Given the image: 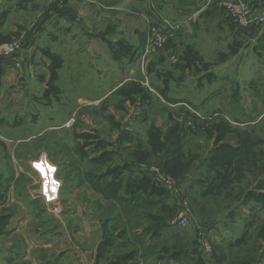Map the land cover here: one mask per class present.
<instances>
[{
  "label": "rangeland",
  "instance_id": "rangeland-1",
  "mask_svg": "<svg viewBox=\"0 0 264 264\" xmlns=\"http://www.w3.org/2000/svg\"><path fill=\"white\" fill-rule=\"evenodd\" d=\"M148 1L150 23L157 2ZM224 1H208L203 14L212 20L207 27L205 16L193 33L175 25L160 54L148 50L149 35L144 49L126 52L117 66L124 83L98 102L84 97L104 93L118 81L68 83L62 63L52 75L50 64L40 58L60 56L34 50V44L46 48L47 41L41 34L35 39L27 28L39 5L12 15L0 11V45H20L15 61L0 58V180L21 170L18 185L34 192L30 163L43 154L65 162L72 183L79 170L86 180L87 173L127 163L135 173L130 176L127 169L119 178L121 192L134 176L150 175L167 193L165 207L147 209L178 227L179 238L151 257L178 251L186 264H264V25L226 19ZM245 1L251 17L264 10V0ZM228 32L236 35L227 37ZM83 154L96 156L97 162L83 160ZM45 162L39 187L52 191L57 180ZM86 186L90 246L98 206ZM183 215L187 220L180 226ZM71 219L70 233L77 236ZM28 229L36 239L46 233L37 230L38 224Z\"/></svg>",
  "mask_w": 264,
  "mask_h": 264
},
{
  "label": "crops",
  "instance_id": "crops-1",
  "mask_svg": "<svg viewBox=\"0 0 264 264\" xmlns=\"http://www.w3.org/2000/svg\"><path fill=\"white\" fill-rule=\"evenodd\" d=\"M208 1L156 0L152 10L156 13H152L153 19L150 23L147 21L151 15L148 0H0V11L12 15L22 8H25L23 11L30 12L34 9L33 5H39L37 17L30 21L27 28L30 29L29 33L35 35V39L40 34V39L45 36L47 46L45 48L34 44V50L38 47L43 51L56 52L60 56L63 68L67 69L61 70L65 82H86L94 85L118 81V84L104 93L99 90L90 97H84L90 99V102H98L112 95L124 83V76L118 78L119 73L117 75V66L123 60L120 58L128 51L145 48L151 24L166 19L164 22L167 24L170 20L173 27L180 26L183 32L193 33L202 16L208 18L205 19L206 27L210 24L209 19L212 20V16L203 14ZM24 2L26 4L22 5ZM233 34L236 35L228 32L227 37H232ZM40 59L50 64L49 58ZM45 156L57 165L55 178L61 182L58 200L46 202L40 194L39 175H45L43 169H32L37 184L34 192L28 190V187L18 185V177L24 174L21 170L13 171L5 181L0 180V264H97V248L105 227L115 236H118L120 231L112 222L110 225L109 222L105 224L103 214L108 201L89 182L86 183L93 190L95 198L91 199L97 201L95 205L98 206L94 220L97 224H94L97 234L94 243L89 246L86 243L91 237L89 231L93 221L87 220L88 199L83 194L86 188L82 190V186L87 182L82 178L84 172L79 170L73 177L78 181L72 183L70 176L65 173V162L61 159L55 160L49 154ZM91 157L93 155L82 159L93 161ZM43 163L46 165L45 159H42L40 164ZM54 207L58 212L53 211ZM70 218L76 227L74 231L77 230L79 234L77 236L70 233ZM121 220L124 222V218ZM29 224H38L37 230L43 229L41 232L46 233L36 239L29 234ZM58 228L62 230V235L55 234ZM140 229L141 227H138L137 232H140ZM128 237L130 234L127 231ZM174 261L186 264L178 259L165 261L151 256L147 259L140 257L136 264H175Z\"/></svg>",
  "mask_w": 264,
  "mask_h": 264
},
{
  "label": "trees",
  "instance_id": "trees-1",
  "mask_svg": "<svg viewBox=\"0 0 264 264\" xmlns=\"http://www.w3.org/2000/svg\"><path fill=\"white\" fill-rule=\"evenodd\" d=\"M46 54L50 59V71L54 75L55 70L61 64V60L51 53ZM79 147L82 148L83 152L86 151L83 150L82 145ZM166 150L168 151L167 147ZM171 151L172 149H169L168 152ZM81 156L86 158L88 155L83 154ZM91 158L97 162L96 156ZM127 169H129L127 163L121 167L109 165L104 171L86 174V180L108 201L103 214V218L106 220L105 224L109 222L110 225L112 222L116 229H120L118 236H115L111 233L112 231H108V227H105L102 240L97 248V264H136L140 257L147 259L162 245L163 247L167 246L166 243L170 242L169 240L179 238L177 235L178 227L173 225L174 223L170 224L163 215H152L150 209H147L151 206H157L159 209L165 207L162 200L167 193L161 185L151 179L150 175H137L136 178L134 176V181L131 182L130 186L127 185L129 188L121 192L125 187L121 185L119 178L124 175ZM129 172L131 176L135 170L130 168ZM128 179L127 176L125 184ZM142 209L144 211L141 214L138 213ZM158 211L159 215L163 213L161 210ZM122 218H124V222H122ZM138 227H141L140 232L136 230ZM170 229L175 233L171 234ZM127 231L130 234L128 238ZM166 253L164 252V255L160 256L159 259L186 261V257L181 252ZM106 255L111 256V258L102 262Z\"/></svg>",
  "mask_w": 264,
  "mask_h": 264
},
{
  "label": "built area",
  "instance_id": "built-area-1",
  "mask_svg": "<svg viewBox=\"0 0 264 264\" xmlns=\"http://www.w3.org/2000/svg\"><path fill=\"white\" fill-rule=\"evenodd\" d=\"M154 2L156 0H150ZM223 8L225 10L226 19L239 24L241 26L247 24H257V25H264V10L260 13H257L256 16L251 17L249 5L243 0H225L223 2ZM249 26V25H248ZM175 27L170 24H167L164 21L151 24L148 30L149 35V48L148 50L152 52H159L161 48L165 45L167 37L169 33H173L175 31ZM20 45L18 41L10 42L8 44L0 45V58L1 59H13L14 61L20 57L19 56ZM17 63V62H16ZM42 159L48 161L50 168L52 169V176L55 177L57 172V165L51 162L45 155L39 156L36 160L31 161V168L35 171H40L38 168L35 167L36 164H40ZM146 168V167H145ZM158 179V178H157ZM57 181H53L51 187H49V191L47 189L42 188L40 186V194L46 202H52L54 200L59 199V189L61 182L60 180L56 179ZM160 180V179H158ZM161 181V180H160ZM41 185V184H40ZM53 211L58 212L56 207L53 208ZM181 219L178 221L177 224L180 226L185 225V221L187 217L184 215L180 217Z\"/></svg>",
  "mask_w": 264,
  "mask_h": 264
},
{
  "label": "snow or ice",
  "instance_id": "snow-or-ice-1",
  "mask_svg": "<svg viewBox=\"0 0 264 264\" xmlns=\"http://www.w3.org/2000/svg\"><path fill=\"white\" fill-rule=\"evenodd\" d=\"M35 167L42 170L41 164H36Z\"/></svg>",
  "mask_w": 264,
  "mask_h": 264
}]
</instances>
